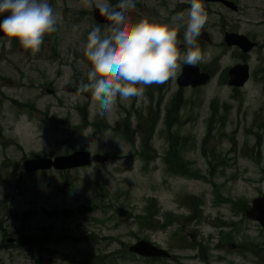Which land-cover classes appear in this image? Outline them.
Returning a JSON list of instances; mask_svg holds the SVG:
<instances>
[{"label": "rangeland", "instance_id": "obj_1", "mask_svg": "<svg viewBox=\"0 0 264 264\" xmlns=\"http://www.w3.org/2000/svg\"><path fill=\"white\" fill-rule=\"evenodd\" d=\"M232 1L238 7L236 10L203 0L209 19L198 37L204 59L197 65L209 66L214 71L207 84L180 87L177 78L181 74V63L174 79L163 85L146 87L139 103L136 98L125 102L118 99L108 116L99 114L91 92L77 91L81 79L88 82L87 73L91 69L84 55L88 33L97 25L106 26L93 18L95 3L48 0L59 16L58 30L46 34L40 50L35 53L24 49L17 40L9 43L10 38L6 35L0 37V242L2 234L18 239L22 235H37L42 227L51 225L59 233L58 241L49 240L41 250L34 252L16 245L0 249V264H36L37 261L40 264H153L128 251V246L141 238L156 240L163 247L168 243L170 251L181 258L177 263L167 261L162 264H203L192 258L196 253L191 248L194 242L209 246L210 255L214 256L212 264H229L219 258L228 252L216 249L221 234L218 232L222 228L215 219L226 217L239 222L240 215L232 214L226 204L217 206L214 199L230 197L250 203L254 197L264 194L261 171L264 129L259 153L254 146L257 136L253 132L258 129L255 114L261 113L257 123L264 121V0ZM110 3L115 4L116 0H110ZM189 7L185 0H136L130 15L134 20L144 16L170 19ZM183 30L178 37L181 40ZM226 32L244 34L257 45L249 53H242L237 46L226 45ZM178 47L185 51L183 43ZM243 54L245 60L240 57ZM240 62L249 64L251 76L243 87L236 89L227 83L228 70ZM180 90L184 98L181 115L190 120L173 130L196 141L187 146L184 157L191 161L194 170L208 176L212 182L171 174L165 166L163 157L169 147L161 132L165 106ZM158 103L162 112L152 139L156 149L153 154L157 152V157L146 164L137 152L141 147L142 132L134 131L137 123L134 114L136 111L147 114L150 104L156 110ZM213 103L218 115L225 116L223 124L217 122L214 125L206 146L211 154L213 149L218 151V162L202 151V139L207 134ZM82 113L86 123H83ZM128 113L132 115L131 130L135 142L123 132V120ZM92 123L98 126L94 127ZM86 128L95 132L85 137L82 131ZM103 133L110 136L105 137ZM229 136L236 140V146ZM78 149L102 153L109 158L69 170L67 182L65 170L30 173L24 169V161L28 158H53ZM209 159L215 165L213 168H217L214 176L210 175ZM14 165L17 170H13ZM191 195L205 202V219L188 227V230L193 227L200 230L196 241L182 237L181 232V236L177 235V229L180 231L177 224L155 233L138 224L135 215H144L149 199H155L163 212L171 214L169 211L177 208L179 215L186 216L190 210L179 206L175 199L188 205L190 202L186 200ZM89 199L98 206H88L91 204ZM81 205H87L84 214L49 216L45 212L66 209L76 212ZM26 216L25 228L22 218ZM168 217L171 219L172 215ZM256 225L243 220L235 231L229 228L223 231L234 232L236 239L244 242L249 236L258 235ZM210 235L213 239H209ZM82 237L88 239L78 240ZM123 250L127 253L123 254ZM65 255L70 256L71 261ZM228 260L246 264L244 257L239 255H230Z\"/></svg>", "mask_w": 264, "mask_h": 264}, {"label": "clouds", "instance_id": "obj_2", "mask_svg": "<svg viewBox=\"0 0 264 264\" xmlns=\"http://www.w3.org/2000/svg\"><path fill=\"white\" fill-rule=\"evenodd\" d=\"M190 5L170 19L144 16L134 20L130 12L136 0H89L107 21L88 33L84 55L91 64L87 83L77 91L91 92L101 116L110 115L120 102L144 96L146 87L174 79L180 64L195 66L204 54L198 43L209 16L203 0H185ZM0 32L33 53L40 50L46 34L58 30L59 16L48 0H0ZM183 38L179 39L180 30ZM183 43L185 51L178 47ZM94 129L82 131L91 136ZM105 137L106 133H103Z\"/></svg>", "mask_w": 264, "mask_h": 264}, {"label": "trees", "instance_id": "obj_3", "mask_svg": "<svg viewBox=\"0 0 264 264\" xmlns=\"http://www.w3.org/2000/svg\"><path fill=\"white\" fill-rule=\"evenodd\" d=\"M242 58L245 60L246 55L243 54ZM216 60L217 58L214 59V61ZM210 68L211 67L207 66V67H204L203 69L209 71L212 75H214V71L211 70ZM222 77L226 78V75L222 74ZM183 105H184V98L182 96V90H180L179 93L175 95V97L165 106V117L163 120L164 126L161 130V132L164 133V137L167 140L168 146H169L166 154L163 157L165 166L167 168V171L171 174L186 176L189 178H200L203 180L212 181L210 178H208V176L200 175L197 170H194L192 168L191 161L184 157V152L187 146H189L192 141L194 144H196V141H194L193 138L191 141L190 136H182L180 135L179 132L173 130L175 126L181 127L182 125L187 123L188 120H190V117H188L187 119L182 118L181 109ZM18 106H21V104L18 103ZM212 107L214 110L212 111V113L210 114V117L208 118L207 134L202 139V151L204 155L207 154L209 158L211 157L213 158L214 161L218 162V157L216 156L218 151L213 149L211 150L212 151V154H211L207 150L206 146L210 141V136L212 134V130L214 129V125L217 122H221L223 124L225 116L218 115V113L216 112L217 106H215L214 103ZM147 112H148L147 114H144L141 111H136L134 114V117L136 118V121H137L134 131L139 132V133L142 132L141 147L137 150V152L140 158L144 160L146 164L155 160L157 157V152L153 154V152L156 151V149L153 146L152 139L154 136L155 128H157V125H158V122L161 116V112H162L160 108V103H158L156 110H154L150 104ZM260 114H261L260 112L255 114L254 122H256L255 126L258 129L253 130L254 134L257 136V142L254 145L255 148L257 149V153L260 152V148L262 146L263 129H264L263 119L260 123H257V118L260 117ZM82 116H83V123H86V117L84 113H82ZM131 116L132 115L128 113V115L124 118L123 124H124L125 130L123 132L128 134L127 137L131 139L133 142H135L134 131L131 130V126H132V122L130 119ZM92 125L94 127L98 126L97 123H92ZM229 139L233 142L234 146H236V140L231 136H229ZM209 162H210L211 169H212L210 171V175L214 176L217 168H213L215 165H212V161L210 159H209ZM13 170H17V165H14ZM261 171H262V175L264 176V166L262 167ZM69 175H70L69 170H66V172L64 173V178L66 182H67V177ZM89 200H90L89 202L91 203L92 200L91 199ZM235 205L238 206L239 202L236 201ZM86 206L87 205H81V208L79 207V209L76 212L73 210H68V209L63 210V211L45 210V212L48 213L49 216H57V215L74 216L76 215V213L84 214ZM88 206H98V203L97 202L94 204L91 203ZM120 210L123 211L122 208H120ZM158 210L159 208L156 204V201L154 199H149L147 204L144 207V215L143 214L135 215V217L137 218L138 224L142 226V228L143 227L151 228L152 225H158V224H155L153 220V215L156 214ZM27 215H31V213H27ZM27 217L28 216L22 218L23 225H24L23 227L25 228L27 226L26 224ZM168 224H171V222H169ZM6 235L7 233L4 234V238H2L0 242V249L8 248L10 245H16L20 248H25L31 252H34L38 249L41 250L42 249L41 246H43L45 243H48L49 240H53V241L59 240L58 238L59 233L55 232L53 225L48 226V227H42L41 232L37 235H29V234L22 235L21 237L16 239V244H9L7 242ZM86 239H88V237H82V238H79L78 240H86ZM115 253H119V252L116 251ZM122 253L126 254L127 252L123 250ZM65 258H68L71 261L70 256L65 255ZM101 262H104V260L100 261V263ZM36 264H40V262L37 261Z\"/></svg>", "mask_w": 264, "mask_h": 264}, {"label": "water", "instance_id": "obj_4", "mask_svg": "<svg viewBox=\"0 0 264 264\" xmlns=\"http://www.w3.org/2000/svg\"><path fill=\"white\" fill-rule=\"evenodd\" d=\"M206 2H218L233 10L238 7L232 0H205ZM93 15L98 23L106 24L108 21L100 15L99 10L95 7L93 9ZM3 17L0 16V20ZM3 32H0V37L4 36ZM224 42L227 46H237L241 52L248 53L256 46V42L250 40L246 35L238 32H226L224 35ZM250 67L249 64L237 63L230 67L228 70V85L232 87H243L249 80ZM211 79V74L208 71L202 70L198 65L189 66L183 65L181 74L177 78V83L180 87L191 86L198 87L207 84ZM108 159V156L102 153H92L88 150H75L69 154L58 155L54 158L51 157H39L28 158L24 161V169L27 172H35L38 170H47L55 168L58 170L74 169L79 167L89 166L93 163L104 162ZM246 215L249 218L259 221L264 228V195L256 196L252 200V206L247 209ZM12 237L8 238V242H12ZM129 251L135 254L152 257V256H165L169 257L171 254L167 249L158 247L150 240L140 239L129 246Z\"/></svg>", "mask_w": 264, "mask_h": 264}, {"label": "flooded vegetation", "instance_id": "obj_5", "mask_svg": "<svg viewBox=\"0 0 264 264\" xmlns=\"http://www.w3.org/2000/svg\"><path fill=\"white\" fill-rule=\"evenodd\" d=\"M252 200L249 203L247 201L242 202L241 200L232 199L230 197H227L225 199H219V200L214 199V202L218 203L217 206H222L221 204H226L230 208V211L232 214L234 215L239 214L240 215L239 222H242L243 220L252 221L257 224L256 227L258 228V235L255 234L254 238L249 236L247 241L240 242L236 239L234 232L223 231L225 228H229V230L233 229L235 231L236 226L239 225V222L234 221V219L228 220L226 217L225 218L217 217L215 219L216 222L219 224V226L222 228V231L218 232L221 234L219 236L216 249L219 251L228 252V253H223L219 255V258L221 260H227L229 264H234L233 262L228 260L230 255H239L241 257H244V259L246 260V264H264V238L261 233V232L264 233V229L262 228L261 224L257 220L250 219L246 216L247 209H249L252 206ZM175 201L179 203V206L187 207L190 210V214L189 215L186 214V216L185 215L181 216L177 213L178 212L177 208L173 209L172 211H169L171 212V214H169L167 211L163 212L159 208L158 212L153 215V220L155 224H160V225H152V229H150V231L155 233L159 230H162L164 228V224H167L169 221H171L168 215H172L171 218L174 219V222L173 224H168L166 228L174 224L180 225V231L179 229H177L176 233L180 235V232H181L183 233L182 237H186V239L188 240L196 241L197 236L200 235L199 233L200 230L194 227L188 230V227L192 226L194 222H197V221L202 222L205 219L204 209H203L205 202L203 201V199H200L198 196H195V195H191L187 198L186 201L190 202L188 203V205L185 202L184 204L181 203L182 202L181 199L179 201L175 199ZM236 201L239 202L238 206L235 205ZM236 211L238 213H236ZM208 218H211V217H208ZM210 223H212L214 226H217V223H213V222H210ZM2 236H3L2 238H4L3 234ZM209 239H213V235H210ZM152 242L159 247H163L156 240H152ZM205 243L206 241L204 242V244ZM13 244H16V241H14ZM190 245L191 244H189V246ZM164 248H167L170 251L168 243L166 244V247ZM191 248L196 250V253L194 254L192 258L198 259L203 264H212L211 260H212V257L214 256L210 255L208 245H206V248H205V245H203L201 242L199 243L194 242ZM170 252H171L170 257L159 256V257H152L149 259H151L153 264H162L167 261H172L175 263L179 262L181 258L175 255L174 253H172V251Z\"/></svg>", "mask_w": 264, "mask_h": 264}]
</instances>
